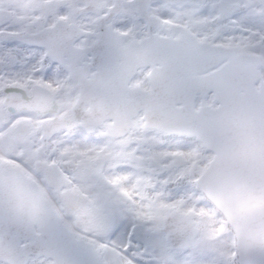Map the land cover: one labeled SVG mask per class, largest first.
Here are the masks:
<instances>
[{
	"label": "snow or ice",
	"instance_id": "obj_1",
	"mask_svg": "<svg viewBox=\"0 0 264 264\" xmlns=\"http://www.w3.org/2000/svg\"><path fill=\"white\" fill-rule=\"evenodd\" d=\"M0 264H264V0H0Z\"/></svg>",
	"mask_w": 264,
	"mask_h": 264
}]
</instances>
